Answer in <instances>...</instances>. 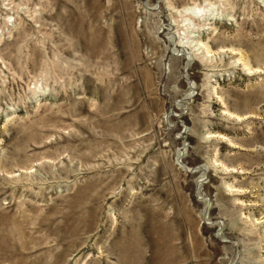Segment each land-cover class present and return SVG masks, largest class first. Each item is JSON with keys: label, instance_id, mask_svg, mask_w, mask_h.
Wrapping results in <instances>:
<instances>
[{"label": "rangeland", "instance_id": "1", "mask_svg": "<svg viewBox=\"0 0 264 264\" xmlns=\"http://www.w3.org/2000/svg\"><path fill=\"white\" fill-rule=\"evenodd\" d=\"M0 264H264V0H0Z\"/></svg>", "mask_w": 264, "mask_h": 264}, {"label": "bare ground", "instance_id": "2", "mask_svg": "<svg viewBox=\"0 0 264 264\" xmlns=\"http://www.w3.org/2000/svg\"><path fill=\"white\" fill-rule=\"evenodd\" d=\"M186 11H193V13H195V10H192V9L191 10L190 9H187Z\"/></svg>", "mask_w": 264, "mask_h": 264}]
</instances>
